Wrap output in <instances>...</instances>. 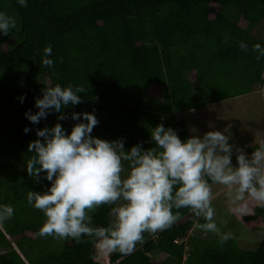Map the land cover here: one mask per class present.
Instances as JSON below:
<instances>
[{
  "label": "trees",
  "instance_id": "obj_1",
  "mask_svg": "<svg viewBox=\"0 0 264 264\" xmlns=\"http://www.w3.org/2000/svg\"><path fill=\"white\" fill-rule=\"evenodd\" d=\"M0 11L14 16L19 28L0 35V204L14 209L13 218L0 224V264H159L150 257L156 250L174 264H264V239L247 251L237 239L220 246L217 236H192L204 221L188 209L179 210L170 229L144 233L145 242L127 256L65 239L57 251L34 257L42 238H55L39 236L44 214L26 198L50 186L26 172L35 130L61 123L70 132L72 112H94L97 138L123 139L126 150L137 143L149 149L150 129L158 124L175 129L183 141L189 135L178 114L259 92L264 57L257 60L252 46L264 47V37L253 35L264 22V0H28L27 7L0 0ZM49 44L51 69L41 64ZM57 83L87 92L64 110L65 120L53 112L38 128L24 113L38 111L35 99ZM108 213V206L90 213L94 226H108ZM241 219L264 231V206Z\"/></svg>",
  "mask_w": 264,
  "mask_h": 264
},
{
  "label": "clouds",
  "instance_id": "obj_2",
  "mask_svg": "<svg viewBox=\"0 0 264 264\" xmlns=\"http://www.w3.org/2000/svg\"><path fill=\"white\" fill-rule=\"evenodd\" d=\"M16 3L27 7L28 0ZM13 30H19L17 19L0 11V35L8 36ZM239 48L246 51L248 45L240 42ZM252 51L258 53L257 60L264 57L260 43ZM51 55L49 44L41 64L50 69L54 66ZM86 92L71 84L45 86L35 99L38 111L28 110L24 116L34 125L53 112L59 114L58 120H65L64 110L81 103ZM18 99L22 104L25 97ZM71 120L76 123L70 132L61 123L45 126L35 130L38 138L28 144L32 153L26 161L28 176L50 182L46 190L29 191L26 197L30 206L44 214L41 237L92 243L104 252L127 256L145 242L144 233L170 229L181 218L179 210L188 209L204 221L195 227L216 234L223 246L235 236L222 231L215 220L213 185L223 186L229 212L247 215L249 200L264 206V142L248 155L229 143L231 137L224 132L210 130L201 136L193 130L182 141L175 129L160 123L150 129L154 147L144 149L137 143L126 150L123 139L92 135L99 123L94 112H72ZM101 206L109 207L111 222L106 227L94 226L90 214ZM13 216L11 205L0 204V224Z\"/></svg>",
  "mask_w": 264,
  "mask_h": 264
},
{
  "label": "rangeland",
  "instance_id": "obj_3",
  "mask_svg": "<svg viewBox=\"0 0 264 264\" xmlns=\"http://www.w3.org/2000/svg\"><path fill=\"white\" fill-rule=\"evenodd\" d=\"M253 35L257 38L264 37V22L258 29L253 31ZM177 119L186 122V130L189 137L193 134V130H196L201 136L207 131L218 130L231 137L229 143L243 148L250 155L251 153L247 151L248 147H258L261 142H264V94L257 92L232 98L203 109L180 113L177 115ZM44 125L45 121L42 119L36 127L40 128ZM235 157L236 153L234 152L232 157L234 165L236 163ZM125 169L127 170L126 163ZM212 188V204L216 209L215 220L218 226H221L224 232L231 231L235 239L238 240L241 249L256 251L259 243L264 239V231L251 229L242 221L241 216L243 215L236 212H229L227 201L223 195V186L213 185ZM256 206H258L256 202L249 200L247 215L253 214ZM193 231L191 234L195 237L203 236L210 240L216 237V234L201 231L196 227ZM64 240L55 238L53 241H48L42 238L36 244L34 257L41 252L57 251V248L64 243ZM156 253L161 254V251H154L151 254L152 258ZM164 264L170 263L166 262Z\"/></svg>",
  "mask_w": 264,
  "mask_h": 264
},
{
  "label": "crops",
  "instance_id": "obj_4",
  "mask_svg": "<svg viewBox=\"0 0 264 264\" xmlns=\"http://www.w3.org/2000/svg\"><path fill=\"white\" fill-rule=\"evenodd\" d=\"M253 147V146H252ZM249 148V147H248ZM243 216H245V215H243ZM242 217V216H241ZM194 231H192L191 233H193ZM195 232H197V231H195ZM190 233V235H193V234H191ZM198 233V232H197ZM163 252H161V254H159V253H156L155 254V256L152 258V256H150L151 257V259H152V261H154L155 263H161V264H164V263H170V264H174V262L171 260V259H169V256L167 255V254H165V253H163ZM165 258V259H164ZM164 259V260H163ZM162 260V261H161ZM162 262H164V263H162Z\"/></svg>",
  "mask_w": 264,
  "mask_h": 264
},
{
  "label": "built area",
  "instance_id": "obj_5",
  "mask_svg": "<svg viewBox=\"0 0 264 264\" xmlns=\"http://www.w3.org/2000/svg\"><path fill=\"white\" fill-rule=\"evenodd\" d=\"M264 79V77H263ZM259 92H262L264 94V83L262 84L261 90Z\"/></svg>",
  "mask_w": 264,
  "mask_h": 264
}]
</instances>
